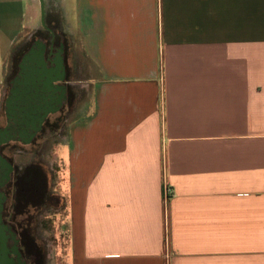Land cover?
Returning <instances> with one entry per match:
<instances>
[{"label":"crops","instance_id":"obj_1","mask_svg":"<svg viewBox=\"0 0 264 264\" xmlns=\"http://www.w3.org/2000/svg\"><path fill=\"white\" fill-rule=\"evenodd\" d=\"M45 12L92 70L56 146L67 264H264V0ZM42 29L39 0H0V43Z\"/></svg>","mask_w":264,"mask_h":264},{"label":"rangeland","instance_id":"obj_2","mask_svg":"<svg viewBox=\"0 0 264 264\" xmlns=\"http://www.w3.org/2000/svg\"><path fill=\"white\" fill-rule=\"evenodd\" d=\"M32 35L15 46L6 39L0 43V125L6 123V100L11 81L26 49L15 62L16 53L22 46L31 44L29 39ZM67 42L70 48V41ZM69 48L67 61L71 71L69 80H72L69 90L74 98L61 112L50 116V123L36 141L29 145L13 142L4 151L15 166L6 216L20 237L22 251L32 258L33 264H67V228L63 225L65 210L56 196V146L62 141L67 124L83 110V106L88 105L92 91L87 81L92 70L81 65L80 50ZM91 75H96L94 70ZM72 106L74 110L70 111ZM59 150L62 154L63 148ZM62 185L63 182L59 188ZM67 188L65 184V190Z\"/></svg>","mask_w":264,"mask_h":264},{"label":"water","instance_id":"obj_3","mask_svg":"<svg viewBox=\"0 0 264 264\" xmlns=\"http://www.w3.org/2000/svg\"><path fill=\"white\" fill-rule=\"evenodd\" d=\"M41 6V22L46 26L45 0H39ZM39 46H33L19 64V74L12 81V87L6 100V114L14 126L0 128V188L12 179L13 164L1 154V147L9 142L32 144L42 131L44 123L50 115L60 112L67 101L66 70L62 58L53 61L49 67L46 60L50 48L37 41ZM2 194L0 193V198ZM3 200H0V235L2 229L9 232L12 238L15 233L2 225ZM14 254L20 255L15 249ZM6 241L0 236V264H26L10 257Z\"/></svg>","mask_w":264,"mask_h":264},{"label":"flooded vegetation","instance_id":"obj_4","mask_svg":"<svg viewBox=\"0 0 264 264\" xmlns=\"http://www.w3.org/2000/svg\"><path fill=\"white\" fill-rule=\"evenodd\" d=\"M57 24L48 22L46 23V26H43L42 30H39L37 32H35L31 37H30V45H28V47L26 45L22 46L20 49L23 51L26 49V51L23 53L20 62L18 63V70L16 75L13 77L12 81L17 77V75L19 74L20 68H19V64L21 63L24 55L29 52V50L33 47V46H39V44L37 43V41H40L41 43H45L49 48L51 46H53V51L52 54H50V49L47 50V54H46V60L48 62L49 67L54 66V64H52L53 61H56L60 58H62L64 60V65H65V70H66V82L64 83L67 86V101L65 103V105L63 106L62 110L65 108L66 105H68L70 99L72 98L71 95V91L69 90V79L71 77V71L69 69V65H68V61H67V51H68V46H67V41L66 39L60 35L58 33L57 30ZM32 40V41H31ZM26 43V44H29ZM12 81H11V87H12ZM11 89V88H10ZM61 112V111H60ZM59 113V112H58ZM54 115V114H52ZM50 115V116H52ZM50 116L47 119V121L44 123L43 125V129L42 131L38 134L37 138L40 136V134L43 132V130L46 128V126L50 123ZM9 126H14V123L9 122L7 114H6V123L4 125H0V128H7ZM37 138L35 139V141L37 140ZM12 142H9L7 144L2 145L1 147V154L4 158H6V160L13 164L12 161L5 155V149L11 144ZM14 166V164H13ZM14 173H15V166H14V172L11 175L12 179L10 181H8L4 187L0 188V193L2 194V197L0 198V200H3V213H2V225L3 226H7L8 228H10V230H12L15 233V238H12V236L9 234V232L5 229H2L1 232V238L2 240L6 241V248L9 252H11L10 257L13 258L15 261L20 260L21 262H25L26 264H33V260L30 256L25 255L24 252L22 251L21 248V241H20V237L17 234V232H15L13 230L12 227V222L10 220H8L7 216H6V208H7V203L9 201V191L10 188L13 186V180H14ZM15 249L19 252V256L14 254L13 251H15Z\"/></svg>","mask_w":264,"mask_h":264},{"label":"built area","instance_id":"obj_5","mask_svg":"<svg viewBox=\"0 0 264 264\" xmlns=\"http://www.w3.org/2000/svg\"><path fill=\"white\" fill-rule=\"evenodd\" d=\"M171 196V191L169 189V186H165V198L168 199Z\"/></svg>","mask_w":264,"mask_h":264},{"label":"trees","instance_id":"obj_6","mask_svg":"<svg viewBox=\"0 0 264 264\" xmlns=\"http://www.w3.org/2000/svg\"><path fill=\"white\" fill-rule=\"evenodd\" d=\"M21 52H22V50L20 49V50H18V52L16 53V56H17V58H15V62L18 60V56L21 54ZM17 69V68H16ZM18 70V69H17Z\"/></svg>","mask_w":264,"mask_h":264}]
</instances>
